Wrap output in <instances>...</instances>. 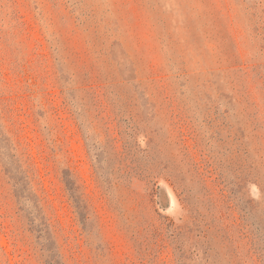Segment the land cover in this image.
I'll list each match as a JSON object with an SVG mask.
<instances>
[{"label":"rangeland","instance_id":"rangeland-1","mask_svg":"<svg viewBox=\"0 0 264 264\" xmlns=\"http://www.w3.org/2000/svg\"><path fill=\"white\" fill-rule=\"evenodd\" d=\"M0 264H264V0H0Z\"/></svg>","mask_w":264,"mask_h":264},{"label":"trees","instance_id":"trees-1","mask_svg":"<svg viewBox=\"0 0 264 264\" xmlns=\"http://www.w3.org/2000/svg\"><path fill=\"white\" fill-rule=\"evenodd\" d=\"M5 151H6V155L8 156L7 162L9 164L8 165L9 171H7V172L9 174L11 180L14 183V189H17V191H18V193L16 194L18 199L19 198L23 199L25 197L24 195H32L31 191H30L31 189H29V183L27 180V176H24L22 174L21 166H18V163L15 160V157L13 155H10L7 152V149ZM36 209H37V207H36ZM44 227H46V226H44Z\"/></svg>","mask_w":264,"mask_h":264}]
</instances>
